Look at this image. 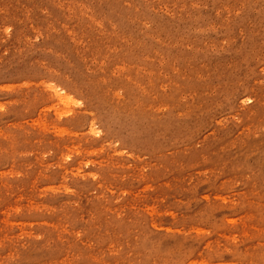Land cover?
<instances>
[{"label": "rangeland", "instance_id": "1", "mask_svg": "<svg viewBox=\"0 0 264 264\" xmlns=\"http://www.w3.org/2000/svg\"><path fill=\"white\" fill-rule=\"evenodd\" d=\"M0 264H264V0H0Z\"/></svg>", "mask_w": 264, "mask_h": 264}]
</instances>
